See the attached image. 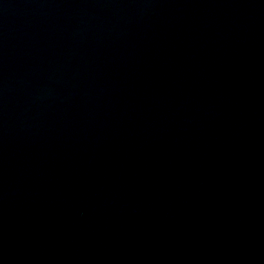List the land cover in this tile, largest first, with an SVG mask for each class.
<instances>
[{
  "label": "water",
  "instance_id": "1",
  "mask_svg": "<svg viewBox=\"0 0 264 264\" xmlns=\"http://www.w3.org/2000/svg\"><path fill=\"white\" fill-rule=\"evenodd\" d=\"M0 264H264V0H0Z\"/></svg>",
  "mask_w": 264,
  "mask_h": 264
}]
</instances>
